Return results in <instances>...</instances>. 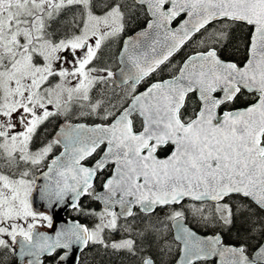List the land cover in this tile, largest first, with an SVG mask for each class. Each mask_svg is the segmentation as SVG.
I'll use <instances>...</instances> for the list:
<instances>
[{
	"label": "snow or ice",
	"instance_id": "obj_1",
	"mask_svg": "<svg viewBox=\"0 0 264 264\" xmlns=\"http://www.w3.org/2000/svg\"><path fill=\"white\" fill-rule=\"evenodd\" d=\"M36 194L98 222L39 231ZM174 244L264 264V0H0V250L173 264Z\"/></svg>",
	"mask_w": 264,
	"mask_h": 264
},
{
	"label": "flooded vegetation",
	"instance_id": "obj_2",
	"mask_svg": "<svg viewBox=\"0 0 264 264\" xmlns=\"http://www.w3.org/2000/svg\"><path fill=\"white\" fill-rule=\"evenodd\" d=\"M60 122V121H59ZM63 123V122H60ZM58 154V152L56 153ZM98 191H101V188H97ZM87 204L94 208L96 211H100L102 209V206L100 205V203H98L97 201H92L91 198H85ZM85 200H82V203L85 202ZM143 215V214H140ZM64 217L66 219H70V220H76L77 222L80 223H86L89 227H94L95 223L98 222L96 221L94 218H88V217H84V216H80L78 213H76L74 210L69 209L64 213ZM46 225V222H44ZM120 223H123V218L121 219ZM38 229L43 230V231H47L48 227L46 226H40L38 227ZM200 234V233H199ZM121 233H114L113 234V239H117L119 240L121 238ZM170 238L171 236H173L172 234V230L169 233ZM203 235H207V234H203ZM173 249H175L177 251V257H178V248L176 247V245H173ZM126 254L125 253H120L119 256L117 255H112L111 257L105 256L104 259L105 260H109L111 259L112 264H122V261L120 259V257H124ZM6 257V258H5ZM93 252L89 251L87 257L85 258V264H97V261L100 260L99 257H96V259H93ZM176 257V259H177ZM45 259V264H47V258ZM175 259V261H176ZM0 260L3 261V264H20V261L16 255H13L10 251L5 252L4 250H0ZM22 264H24V261L22 260ZM107 264V263H104ZM123 264H129V261L127 259L123 260Z\"/></svg>",
	"mask_w": 264,
	"mask_h": 264
},
{
	"label": "water",
	"instance_id": "obj_3",
	"mask_svg": "<svg viewBox=\"0 0 264 264\" xmlns=\"http://www.w3.org/2000/svg\"><path fill=\"white\" fill-rule=\"evenodd\" d=\"M117 64H118V61H117ZM116 70H118V68H116ZM70 123H72V122H70ZM42 182L43 181H38V183H42ZM97 202L100 203V205L103 208V204L100 201H97ZM34 206H35L37 211H43V212L53 216V224H54L53 228H50L47 231H43V230L38 229L39 231L45 232L48 235H54L56 230H58L61 227L66 226L69 222H77L76 220H70V219H66L64 217V213L67 210L71 209L70 207H58V208L55 209V214H54L53 211L51 209L47 208L45 203L39 199L38 194H36V196H35V204H34ZM116 210L119 211V209H116ZM172 234L173 235L175 234V229H172ZM200 235H203V234H200ZM207 235H211V234H207ZM17 257H18V259L20 261V264H22V260L19 258V255H18V250H17ZM177 260H179V254H178V257H177L176 261Z\"/></svg>",
	"mask_w": 264,
	"mask_h": 264
},
{
	"label": "trees",
	"instance_id": "obj_4",
	"mask_svg": "<svg viewBox=\"0 0 264 264\" xmlns=\"http://www.w3.org/2000/svg\"><path fill=\"white\" fill-rule=\"evenodd\" d=\"M119 47H120L119 45H117L116 47L113 46L112 49L109 50V52L111 53V61H112V65H113L114 70H116V68H117V55H118V48ZM112 50L114 52H112ZM177 59H179V57H177ZM60 122H63V120H61ZM60 122H58V123H60ZM69 122L78 123V122H85V121L84 120H77L76 118H72ZM187 224H188V226H190L192 229H194L196 232H198L200 234H212V228L211 227H204L203 225H197V224L191 222L190 220L187 222ZM169 237H170V235H169ZM224 239H225L226 243H235L236 242L234 239V236L233 237L225 236ZM176 257H177V251L175 249H173L172 256L168 257L167 259H171L173 261V264H174ZM104 263H107V260L104 259ZM97 264H101V261L100 260L97 261Z\"/></svg>",
	"mask_w": 264,
	"mask_h": 264
},
{
	"label": "rangeland",
	"instance_id": "obj_5",
	"mask_svg": "<svg viewBox=\"0 0 264 264\" xmlns=\"http://www.w3.org/2000/svg\"><path fill=\"white\" fill-rule=\"evenodd\" d=\"M113 46H115V47H116L117 45H113ZM114 49H115V48H114ZM112 52H114V51L112 50Z\"/></svg>",
	"mask_w": 264,
	"mask_h": 264
}]
</instances>
